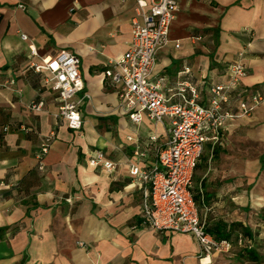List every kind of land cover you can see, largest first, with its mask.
<instances>
[{"label":"crops","instance_id":"obj_1","mask_svg":"<svg viewBox=\"0 0 264 264\" xmlns=\"http://www.w3.org/2000/svg\"><path fill=\"white\" fill-rule=\"evenodd\" d=\"M178 2L152 77H165L164 89L194 84L206 103L238 61L247 76L228 110L239 114L241 99L264 95V0ZM136 15V0H0V82L15 80L0 86V264H264V106L229 119L220 141L208 134L193 174L206 226L240 223L250 234L231 253L201 258L193 235L162 233L142 218L147 187L129 165L136 141L155 135L163 146L169 125L132 122L104 75L127 52ZM64 49L79 56L89 95L80 130L55 126L57 95L48 73L34 70ZM39 100L43 112L27 108ZM53 132L40 170L36 153ZM97 153L116 168L91 166Z\"/></svg>","mask_w":264,"mask_h":264},{"label":"built area","instance_id":"obj_2","mask_svg":"<svg viewBox=\"0 0 264 264\" xmlns=\"http://www.w3.org/2000/svg\"><path fill=\"white\" fill-rule=\"evenodd\" d=\"M136 2L132 42L121 58L108 61L104 75L119 87L121 105L132 122L140 124L147 117L155 124L167 122L169 125L167 141L163 146L154 145L157 141L155 135L145 142L137 140L129 165L130 176L147 187L141 209L142 218L156 231L193 235L198 241L201 258L216 252L231 253L232 242L217 239L209 233L205 221L200 217L192 192L193 174L209 135L211 140L220 141L227 121L249 115L256 108L264 106V95L255 92L249 98L241 99L239 114L228 110L232 92L247 76V68L238 61L229 66L228 83L210 88L206 103L201 102L199 89L194 84L181 83L175 89H164L165 77L154 79L152 75L158 51L169 42V30L179 9V2ZM21 38L27 40L28 36L22 34ZM80 67L79 56L67 49L61 50L48 61L34 65L36 72L48 73L45 81L51 84L57 95L59 107L53 114L55 126L66 122L71 130L82 128L80 107L89 95L84 92ZM14 83V79H9L0 82V86ZM27 108L43 112L45 101H32ZM54 135L53 132L46 137L36 153L40 170L44 169ZM90 165L102 166L109 172L116 168L102 153H97ZM239 243H242L241 237Z\"/></svg>","mask_w":264,"mask_h":264},{"label":"trees","instance_id":"obj_3","mask_svg":"<svg viewBox=\"0 0 264 264\" xmlns=\"http://www.w3.org/2000/svg\"><path fill=\"white\" fill-rule=\"evenodd\" d=\"M207 231L213 234L217 239H226L231 242H235L239 236V234H243L244 236H249V232L244 228L240 223H233L227 229L219 226L215 228L207 227ZM248 255H253V251L250 249H246ZM252 261H257L253 256L250 258Z\"/></svg>","mask_w":264,"mask_h":264}]
</instances>
